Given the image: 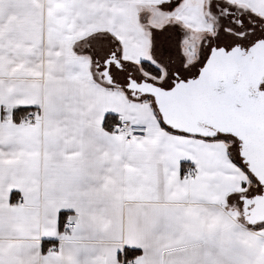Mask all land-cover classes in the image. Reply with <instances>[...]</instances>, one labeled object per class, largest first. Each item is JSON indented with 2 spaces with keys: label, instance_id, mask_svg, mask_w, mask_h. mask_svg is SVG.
Instances as JSON below:
<instances>
[{
  "label": "snow or ice",
  "instance_id": "obj_1",
  "mask_svg": "<svg viewBox=\"0 0 264 264\" xmlns=\"http://www.w3.org/2000/svg\"><path fill=\"white\" fill-rule=\"evenodd\" d=\"M0 264H264V0H0Z\"/></svg>",
  "mask_w": 264,
  "mask_h": 264
}]
</instances>
